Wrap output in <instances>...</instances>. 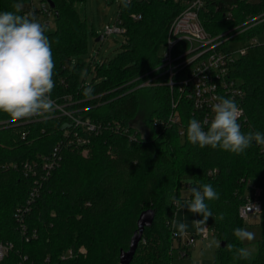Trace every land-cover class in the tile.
Returning <instances> with one entry per match:
<instances>
[{
	"label": "trees",
	"instance_id": "1",
	"mask_svg": "<svg viewBox=\"0 0 264 264\" xmlns=\"http://www.w3.org/2000/svg\"><path fill=\"white\" fill-rule=\"evenodd\" d=\"M51 1L56 26L45 34L52 42L55 63L53 97L61 102L60 96L70 93L78 102L74 107L84 108L79 116L119 121L128 127L146 125L148 131L135 142L112 130L93 134L88 156L81 154L84 145L64 146L60 165L47 179L38 177L40 193L27 220L29 227L37 228L38 237L28 242L18 230L14 211L27 202L40 182L26 176L22 164L38 160L60 141L68 140L65 132L72 122L51 114L47 119L35 117L12 124L0 113V238L15 244L2 264H121L120 249H128L125 246L130 244L138 217L148 208L156 209L157 214L130 264H172L171 223L177 208L171 198L180 199L188 176V186L209 183L219 193V199L206 201L215 219L210 226L225 242L217 249L216 264H264V206L262 236L254 257L234 258L235 249L245 246L233 235L235 228H243L239 207L250 182L260 188L264 202V148L253 143L239 155L210 146L200 148L186 137L188 121L194 118L192 110L183 112V134L178 127L154 126V118H165L170 109L167 86L127 91L130 80L160 64L158 48L166 43L171 22L186 0H131L126 9L119 0L117 17L126 27V43L113 59L97 63L88 83L85 77L92 71L90 64L82 77L86 60L81 58L71 68L66 65V59L86 50L87 22L78 8L85 0ZM15 2L0 0V12L12 11ZM29 2L22 0L21 14L27 13ZM263 13L264 0H205L200 17L205 29L218 35L248 26V20ZM133 14L142 18L135 20ZM263 32L264 20L236 39L246 42ZM233 72L245 91L242 132L264 133V43L249 46L236 60ZM88 87L93 90L91 98L84 95ZM229 244L235 246L231 251ZM80 246L87 248V254L67 262L61 259L69 248L77 251ZM23 253L28 254L27 260L23 261Z\"/></svg>",
	"mask_w": 264,
	"mask_h": 264
},
{
	"label": "built area",
	"instance_id": "2",
	"mask_svg": "<svg viewBox=\"0 0 264 264\" xmlns=\"http://www.w3.org/2000/svg\"><path fill=\"white\" fill-rule=\"evenodd\" d=\"M204 5L205 0H186L183 8L171 22L166 40L167 50L162 54L160 64L126 84L129 85L127 90L129 92L161 85L169 88L170 109L165 118H154L153 123L157 129L178 127L180 133L183 134L185 128L182 124V116L183 112L188 110H192L194 118L201 122L205 119L210 120L213 115L212 105L217 102L214 99L216 96L234 99L241 109L238 123L241 125L245 119L243 105L245 91L240 81L235 77L233 67L238 57L244 55L249 46L260 45L263 42L257 36L246 42H241L236 37L250 26L264 20V13L248 20L246 22L249 24L248 26L236 27L218 35H212L205 29L201 21L200 12ZM29 12L35 15L36 19L46 27V30H52V25L55 28L54 9L48 0L39 1L38 5L30 0L27 5V13ZM132 17L139 20L142 15L133 14ZM243 25L245 23L241 26ZM113 33L123 34L124 36L126 33V27L123 25L122 19L118 17L115 24L106 25L103 37ZM103 61H89V64L94 71L97 63ZM61 81L66 83L64 78ZM85 82H89L86 77ZM51 96L57 105L52 114L65 116L72 122V128L67 129L65 132L68 140L60 141L50 153L43 155L38 160H29L22 164L24 173L28 177H35L36 180L39 179L38 177L44 180L47 179L51 172L60 165L64 146L76 144L88 148L90 136L93 134L98 135L105 130H112L127 135L132 142L146 137L148 131L146 125L128 127L119 121H97L90 117L79 116L77 114L84 108L74 107L78 102L74 100L72 94L65 93L61 95V102L58 98H54L52 93ZM16 166L17 164L14 163L13 167ZM37 181L40 182V185L31 190L27 202L17 206L14 211L18 230L24 240L28 242L38 237L37 228L29 227L27 221L32 205L40 193L42 182L40 179ZM263 206L264 202L260 188L254 182H250L248 191L245 193L239 207V216L242 219H248L251 214H261ZM173 220H175V217ZM171 228L173 238H178L179 244H181V235L175 234L176 229L173 228L172 223ZM213 232L214 229L209 224L201 225L199 230L196 228V231L191 234L187 243L183 246L182 253H187L188 246L195 242L196 237L207 239ZM14 248V242L0 238V264ZM85 254H87L85 246H80L77 251L69 248L61 255V259L67 262L78 255ZM21 256L23 261L29 258L26 253Z\"/></svg>",
	"mask_w": 264,
	"mask_h": 264
},
{
	"label": "clouds",
	"instance_id": "3",
	"mask_svg": "<svg viewBox=\"0 0 264 264\" xmlns=\"http://www.w3.org/2000/svg\"><path fill=\"white\" fill-rule=\"evenodd\" d=\"M126 9L131 6V0H121ZM12 11L0 12V113L9 117V122L15 124L20 120L35 117L47 119L56 110L57 105L52 99L54 89L55 63L52 53V42L45 34L46 27L42 25L31 12L23 13L22 0H16ZM58 43V40H57ZM93 90L88 87L84 95L92 97ZM212 105L213 113L210 120L203 122L192 118L188 121L186 137L188 142L200 148L210 146L234 154H242L253 143L264 148V133L260 131L242 132L238 123L241 109L234 99L216 96ZM191 199L181 201L173 196L172 204L181 210L187 207L191 213L198 214L201 220L192 222L198 230L212 216L206 201L219 199V193L209 183L198 186H188ZM219 219H223L221 214ZM176 235H184L188 224L182 221H172ZM233 235L243 241L254 239V233L238 227ZM231 251L234 245H227ZM237 259H247L246 248L235 249Z\"/></svg>",
	"mask_w": 264,
	"mask_h": 264
},
{
	"label": "rangeland",
	"instance_id": "4",
	"mask_svg": "<svg viewBox=\"0 0 264 264\" xmlns=\"http://www.w3.org/2000/svg\"><path fill=\"white\" fill-rule=\"evenodd\" d=\"M37 5L39 0H33ZM78 8L84 13L87 22V44L86 50L82 55H75L66 59V65L71 68L81 58L86 60V64L82 70V77L85 76L88 70L89 61L111 60L121 51L122 46L126 43V38L123 34L113 33L109 36H104L102 40L97 41V32L99 35L103 34L106 25H113L116 22L120 9L119 0H85L78 4ZM54 29V25L51 26ZM259 39L264 43V32L259 35ZM167 50V44L162 43L158 48V54L162 55ZM94 76V71L88 72L86 75L87 81H90ZM142 123L140 118L139 124ZM89 148L81 150V154L88 156ZM190 176L185 178V181L180 190V200L183 202L190 199V194L187 191V183L190 181ZM195 186V185H193ZM261 214H251L248 219H243V228L254 233V239L251 241H243L245 248L249 252V256L254 257L258 252V242L262 236L261 229ZM202 217L198 214L191 213L187 207L182 208L180 211L176 209L175 220L182 221L188 224L187 231L181 236V244L178 238L173 241L172 264H216L215 255L217 249L221 246V240L217 233L213 232L207 239L196 237L194 243L190 244L187 248V253H182L183 246L187 243L188 238L196 231V227L192 222L201 220ZM214 215L205 222V224L214 223ZM127 244L125 248H128Z\"/></svg>",
	"mask_w": 264,
	"mask_h": 264
},
{
	"label": "water",
	"instance_id": "5",
	"mask_svg": "<svg viewBox=\"0 0 264 264\" xmlns=\"http://www.w3.org/2000/svg\"><path fill=\"white\" fill-rule=\"evenodd\" d=\"M51 7H54V3L51 0H48ZM103 39V34H100L96 40L100 41ZM157 210L154 208H148L143 210L137 220V228L134 231L133 235L130 238V245L128 249L121 248L120 249V263L121 264H130L134 258V255L139 247V244L143 238L144 231L147 227H151L153 225L154 219L156 217ZM221 245L224 246L225 242L222 241Z\"/></svg>",
	"mask_w": 264,
	"mask_h": 264
}]
</instances>
